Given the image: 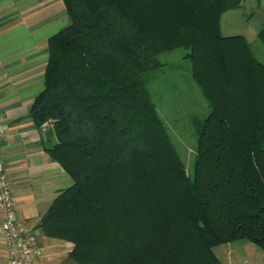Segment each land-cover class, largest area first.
<instances>
[{
	"label": "trees",
	"instance_id": "16d2710c",
	"mask_svg": "<svg viewBox=\"0 0 264 264\" xmlns=\"http://www.w3.org/2000/svg\"><path fill=\"white\" fill-rule=\"evenodd\" d=\"M244 0H63L30 117L73 184L39 228L76 264H221L213 248L264 249V62L223 15ZM258 38L264 47V29ZM184 49L210 113L187 173L148 85Z\"/></svg>",
	"mask_w": 264,
	"mask_h": 264
},
{
	"label": "crops",
	"instance_id": "0c3cea01",
	"mask_svg": "<svg viewBox=\"0 0 264 264\" xmlns=\"http://www.w3.org/2000/svg\"><path fill=\"white\" fill-rule=\"evenodd\" d=\"M69 24L63 0H0V117L8 124L2 150L15 215L37 234L41 264H73V244L46 237L38 226L73 180L48 153L56 143L53 126L30 117L44 89L48 40ZM2 220L0 213V260L7 264Z\"/></svg>",
	"mask_w": 264,
	"mask_h": 264
},
{
	"label": "rangeland",
	"instance_id": "374dc122",
	"mask_svg": "<svg viewBox=\"0 0 264 264\" xmlns=\"http://www.w3.org/2000/svg\"><path fill=\"white\" fill-rule=\"evenodd\" d=\"M264 29V0H244L238 9L223 15L224 36L242 35L249 41L257 58L264 62V47L258 34ZM184 49L160 55L165 66L150 75L148 85L171 138L190 176L195 174L197 128L210 113L207 100L192 77L191 61ZM214 253L221 264H264V249L248 239L218 244ZM73 264L75 262L71 261Z\"/></svg>",
	"mask_w": 264,
	"mask_h": 264
},
{
	"label": "built area",
	"instance_id": "2783aa9c",
	"mask_svg": "<svg viewBox=\"0 0 264 264\" xmlns=\"http://www.w3.org/2000/svg\"><path fill=\"white\" fill-rule=\"evenodd\" d=\"M8 124L0 117V213L3 214L2 231L8 246L7 264H41L42 247L37 234L29 232L15 215L13 191L8 179L2 145ZM0 264H5L0 260Z\"/></svg>",
	"mask_w": 264,
	"mask_h": 264
}]
</instances>
